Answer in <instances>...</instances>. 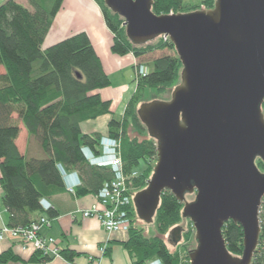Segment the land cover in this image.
<instances>
[{"label":"trees","instance_id":"1","mask_svg":"<svg viewBox=\"0 0 264 264\" xmlns=\"http://www.w3.org/2000/svg\"><path fill=\"white\" fill-rule=\"evenodd\" d=\"M21 1L7 0L0 4V184L11 227L30 225L37 219L35 215L43 212L41 199L65 190L59 164L66 171H77L80 175L82 185L77 195L97 194L104 183L113 179L109 168L91 165L82 153L84 146L99 153L102 135L83 133L81 123L112 113L111 101L103 100L98 93V90L111 85V79L89 35L79 32L43 49L44 40L64 0H26L29 7ZM95 1L114 35L111 47L114 54L124 56L132 53L141 63L153 52L169 51L150 60L148 74L135 79L137 88L123 117L113 116L108 124V135L122 141L124 170L133 195L130 207L132 226L123 245L134 264H146L156 258L164 264H190L189 253L193 249L187 250L188 247L182 245L171 250L162 237L170 234L184 219V203L170 190L164 191L153 221L159 235L153 237L145 236L143 230L136 226L139 217L134 204L135 194L147 187L154 173L153 162L158 158L157 140L149 135L138 109L146 102L143 97L147 88L163 91L181 78V57L170 40L158 38L144 45L134 44L127 35L125 19L112 11L106 0ZM183 2L153 0L152 11L161 15L171 11L189 13L198 10H182ZM204 2L206 9H210L216 0ZM262 110L264 112V103ZM20 124L27 130L29 139V148L24 154L16 143L21 132ZM129 126L139 135L144 136L147 132L149 138L143 141L130 138L127 135ZM141 161H145L147 166L139 172L137 168ZM256 164L264 170L261 158ZM46 212L51 218L58 214L52 208ZM260 222L261 235L251 264H264V199ZM223 234L229 252L242 257V226L230 220L225 223ZM193 238L196 242L195 228L190 220L188 229L184 228L183 239L188 243ZM60 255L72 261L78 254L62 250ZM52 258L36 250L30 261L47 264ZM18 260L12 251L0 254V264Z\"/></svg>","mask_w":264,"mask_h":264},{"label":"water","instance_id":"2","mask_svg":"<svg viewBox=\"0 0 264 264\" xmlns=\"http://www.w3.org/2000/svg\"><path fill=\"white\" fill-rule=\"evenodd\" d=\"M125 19L127 35L144 45L167 35L182 63L170 100L139 106L157 140L158 160L147 187L134 196L139 219L154 221L164 191L184 203L183 223L168 233L174 247L186 218L197 246L190 264H251L261 235L264 199V0H216L213 8L158 15L153 0H106ZM188 194H195L191 202ZM244 231L242 257L231 254L226 222Z\"/></svg>","mask_w":264,"mask_h":264},{"label":"crops","instance_id":"3","mask_svg":"<svg viewBox=\"0 0 264 264\" xmlns=\"http://www.w3.org/2000/svg\"><path fill=\"white\" fill-rule=\"evenodd\" d=\"M5 1L7 0H0V4ZM79 32H86L89 35L106 73L110 76L111 86L98 90V93L103 100H109L112 103L111 114L82 122L81 130L87 134L108 135L109 121L113 116L119 118L124 115L125 108L136 91L137 58L132 53L120 56L112 52L114 35L108 28L103 12L95 0H64L42 48L46 49ZM123 72L127 75L126 80L114 89L112 75ZM128 80H133L135 84L131 85ZM120 108L122 109L119 115ZM28 141L27 130L21 125V132L16 143L23 154L29 148ZM63 181L65 184L64 177ZM46 199L58 214L51 219L50 226L41 229V234L54 237L57 240L59 252L71 250L78 254L72 261L61 255L52 256V260L47 264H134L129 251L123 245V242L129 238V232L108 233L97 218L83 216V211L97 202L96 194L74 195L67 191L65 186L63 192ZM43 214L48 215L46 211H43L35 216L39 218ZM8 223L9 212L3 204V189L0 184V229ZM21 242V239L11 236H7L4 240L0 239V254L12 251L19 257L18 261H9L7 264H36L30 261L36 250L24 249ZM103 247L107 248L106 253L102 252Z\"/></svg>","mask_w":264,"mask_h":264},{"label":"built area","instance_id":"4","mask_svg":"<svg viewBox=\"0 0 264 264\" xmlns=\"http://www.w3.org/2000/svg\"><path fill=\"white\" fill-rule=\"evenodd\" d=\"M165 41L170 40L169 36L162 35ZM137 76H146L149 67L137 61L135 63ZM100 152L96 153L89 146L82 148L85 159L94 166L109 168L113 172V179L104 183L96 194L97 202L89 209L83 211L84 217H95L108 233L129 232L132 226L130 207L133 203V195L128 186L127 176L124 170V163L120 153V141L112 136L103 135L99 141ZM62 176L65 179L67 191L76 195L82 180L77 171L68 172L64 167L58 165ZM134 175L136 172L133 173ZM40 205L43 211L52 208V204L42 198ZM51 217L43 214L30 225L25 227H11L4 225L0 229V239L7 236L21 239V246L24 249L33 248L51 256H60L57 247V240L54 237H46L41 234L43 227L50 226ZM102 252L105 253V247ZM146 264H164L159 258L153 259Z\"/></svg>","mask_w":264,"mask_h":264},{"label":"rangeland","instance_id":"5","mask_svg":"<svg viewBox=\"0 0 264 264\" xmlns=\"http://www.w3.org/2000/svg\"><path fill=\"white\" fill-rule=\"evenodd\" d=\"M23 4L27 7H29V4L26 0H23ZM101 8V7H100ZM194 10V9H206V3L204 2V0H184L183 4H182V10ZM171 13H174V11H171ZM158 38H161L162 40H165L163 36H160ZM157 38V39H158ZM169 53L168 50H164V51H156L153 52L151 54H149L147 57H145L143 59V61L141 62L142 64L146 65L148 67V64H150V60H152L153 58L159 57L163 54ZM138 61V59H136V62ZM135 73H136V78H138L137 76V72H136V68H135ZM112 87L114 89H116V87L123 81L126 80L127 75L125 74V72L123 73H117V74H113L112 75ZM127 82V81H126ZM136 82V81H135ZM181 82V78L175 82L173 85L165 88V90H157L155 88L149 87L144 91V97H143V101L146 102H150L152 100H170L172 97V93L175 89V87ZM128 83H131V85H134L135 83L133 82V80H128ZM111 86V85H110ZM109 86V87H110ZM121 109L119 110L118 114L120 115ZM123 117V116H122ZM121 118V117H119ZM22 125V124H20ZM127 135L132 138L135 139L137 138L139 141H143L144 139H148V133L146 132L144 136L139 135L138 132L136 130H134V128H132L131 126L128 127L127 129ZM122 141H120V153L122 152ZM122 156V154H121ZM158 158L153 162L154 167L155 164L157 162ZM147 166V163H145V161H141L140 165L137 168V171L142 172L144 170V168ZM262 171H264L263 169H261ZM135 175H138L137 172ZM195 199V194H188L186 196V200L191 202ZM263 208V203L262 206L260 208V211ZM183 223V219L180 223H178V225H181ZM136 226H138L139 228H141L143 230V233L145 236L147 237H153V236H158L159 233L157 231V227L155 222L149 223L147 224L146 227V222L142 221L141 219L138 218L137 222H136ZM188 226H190V219L186 218V230L188 229ZM163 239L166 241V243L168 244L169 248L171 250H175L176 247H180L182 245H186L188 247L187 250H191L194 249L196 246V242L194 240V238L192 240H190V242H185L184 239L181 241V243H179L178 245H176L175 247L173 245H170V243L168 242V233L166 235L162 236ZM182 251V250H181Z\"/></svg>","mask_w":264,"mask_h":264}]
</instances>
